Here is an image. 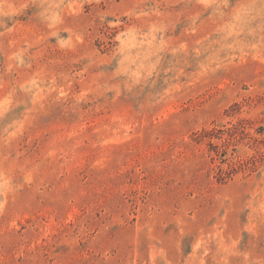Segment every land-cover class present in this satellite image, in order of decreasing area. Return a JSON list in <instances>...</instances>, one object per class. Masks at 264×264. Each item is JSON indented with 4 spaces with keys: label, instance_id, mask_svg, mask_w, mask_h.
Wrapping results in <instances>:
<instances>
[{
    "label": "rangeland",
    "instance_id": "obj_1",
    "mask_svg": "<svg viewBox=\"0 0 264 264\" xmlns=\"http://www.w3.org/2000/svg\"><path fill=\"white\" fill-rule=\"evenodd\" d=\"M0 264H264V0H0Z\"/></svg>",
    "mask_w": 264,
    "mask_h": 264
},
{
    "label": "trees",
    "instance_id": "obj_2",
    "mask_svg": "<svg viewBox=\"0 0 264 264\" xmlns=\"http://www.w3.org/2000/svg\"><path fill=\"white\" fill-rule=\"evenodd\" d=\"M202 135H204V137H207V138L211 137V136H210V133H208V132H205V133H203ZM210 144H211V143H210Z\"/></svg>",
    "mask_w": 264,
    "mask_h": 264
}]
</instances>
